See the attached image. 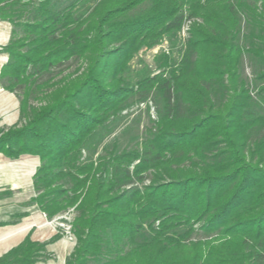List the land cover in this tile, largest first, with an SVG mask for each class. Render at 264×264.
Instances as JSON below:
<instances>
[{"label":"trees","instance_id":"1","mask_svg":"<svg viewBox=\"0 0 264 264\" xmlns=\"http://www.w3.org/2000/svg\"><path fill=\"white\" fill-rule=\"evenodd\" d=\"M78 1L0 0L12 26L0 80L21 118L0 130V153L39 157L34 201L47 217L74 209L66 264H264V0H105L84 18ZM193 18L179 62L138 82L158 118L143 148L83 156L125 100L129 56ZM86 56V72L43 79ZM148 171L154 183L123 188ZM42 247L25 240L0 264H34Z\"/></svg>","mask_w":264,"mask_h":264},{"label":"rangeland","instance_id":"2","mask_svg":"<svg viewBox=\"0 0 264 264\" xmlns=\"http://www.w3.org/2000/svg\"><path fill=\"white\" fill-rule=\"evenodd\" d=\"M74 1L75 0H59L60 7L63 8L68 6ZM102 1L105 0H79L75 4V16H81L83 18L88 16ZM147 6L148 4L144 3L142 8ZM136 10L131 11L128 15L135 14ZM186 14L187 11H184V15ZM199 21L200 20L193 18L191 21L184 22L179 30L162 35L158 38L157 42L150 46L143 45L129 56V60L125 65L126 67L124 71L121 72L120 77L117 78L118 83L116 84V86H123L121 88L127 89L125 92L121 91L117 93L119 97H124L125 100L119 101L118 98L116 99L119 101V104L115 106L116 110L108 112V115H110L109 118L103 121L100 128L89 137L87 142V148H89V150L87 151L86 149L85 152L82 153L83 156L95 160L97 156L103 155L104 151H112L117 154L123 152L135 153V151H140L143 148L142 144L149 138L150 133L156 131L158 118L151 96L152 91L147 94L143 88H139L138 82L143 76L148 75L153 77L162 75L163 71H167L170 67L176 65L185 52L187 42L190 38L189 31L191 26ZM121 45L122 43L119 42L113 44L110 48H118ZM87 57L88 56H86L85 60L83 58L76 61L70 60L62 67L54 69L50 75L43 76V79L53 77V80L57 82L60 79H66L84 73L88 69L89 64V57ZM120 57L116 58L113 56L112 60L119 61ZM162 58H165L166 63L164 67H159L158 63ZM243 70L244 75L247 76L249 80H252L251 69L246 60ZM165 74L166 73L163 75ZM123 80H126V82ZM130 91L134 92V94ZM16 96L19 98L18 94ZM257 136H259L257 133L253 135L254 138ZM136 163H138L137 160L134 163H129L128 168L130 171L133 170V166H135ZM150 173L152 174V171H148L144 174L140 173L139 176L143 177L142 180L139 179V181H137L134 179L132 184H128L123 188L128 189L132 186H136L142 189L143 186L154 183L155 181L150 177ZM157 224L158 222L155 223V225ZM64 228H66L65 225ZM143 234L145 236L148 235L146 231H144ZM217 236L218 232L212 236V240H215ZM199 237L200 235L194 236L191 239L196 241ZM208 239H210V237H208Z\"/></svg>","mask_w":264,"mask_h":264},{"label":"crops","instance_id":"3","mask_svg":"<svg viewBox=\"0 0 264 264\" xmlns=\"http://www.w3.org/2000/svg\"><path fill=\"white\" fill-rule=\"evenodd\" d=\"M12 26L0 20V51L11 37ZM7 55L0 52V70ZM17 94L7 91L0 80V130L21 123ZM40 166L36 155L9 158L0 153V257L25 240L42 245V257L34 264H66L77 241L71 232L73 208L47 217L34 201L38 192L34 175ZM69 219H67V217ZM65 226L70 225L67 233Z\"/></svg>","mask_w":264,"mask_h":264},{"label":"built area","instance_id":"4","mask_svg":"<svg viewBox=\"0 0 264 264\" xmlns=\"http://www.w3.org/2000/svg\"><path fill=\"white\" fill-rule=\"evenodd\" d=\"M66 217H67V216H66ZM67 219H69V218L67 217ZM65 229H66V232L69 233V232H70V225L66 226Z\"/></svg>","mask_w":264,"mask_h":264}]
</instances>
